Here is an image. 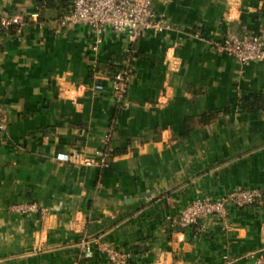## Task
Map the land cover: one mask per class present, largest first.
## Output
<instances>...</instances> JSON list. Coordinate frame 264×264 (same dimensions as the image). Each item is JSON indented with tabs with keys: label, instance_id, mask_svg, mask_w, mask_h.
<instances>
[{
	"label": "crops",
	"instance_id": "0c3cea01",
	"mask_svg": "<svg viewBox=\"0 0 264 264\" xmlns=\"http://www.w3.org/2000/svg\"><path fill=\"white\" fill-rule=\"evenodd\" d=\"M39 1L0 0L25 23L0 39V264H110L101 244L132 252L130 264L264 254V194L231 207L227 226L169 224L192 200L264 191V110L240 105L264 94V62L243 65L210 43L228 30L264 36V0H157L170 27L142 33L122 103L108 84L93 86L121 68L127 35L108 28L95 51L89 26L60 23L73 0L42 11ZM106 149V169L55 159ZM21 202L47 213L11 212ZM85 239L93 258H83Z\"/></svg>",
	"mask_w": 264,
	"mask_h": 264
},
{
	"label": "built area",
	"instance_id": "2783aa9c",
	"mask_svg": "<svg viewBox=\"0 0 264 264\" xmlns=\"http://www.w3.org/2000/svg\"><path fill=\"white\" fill-rule=\"evenodd\" d=\"M157 0H73L71 11L62 18L63 27L89 26L95 36L93 50L98 51L101 35L108 29L124 32L127 35V48L123 56L122 67L113 74L99 77L93 88L96 91H106L105 84L111 88L113 97L118 103L124 102L128 95L135 72V45L144 31L161 32L170 26L157 15L155 4ZM230 15V14H229ZM38 13L32 18H37ZM231 18V15L228 17ZM20 16L3 13L0 9V30L9 31L17 26H24ZM196 37L202 38L201 33ZM1 39V33H0ZM213 48L221 54L234 57L243 65L253 62H264V36L262 34H240L227 31L220 40L210 42ZM111 149L94 156L84 151L58 152L55 159L60 163L73 164L84 168H109L111 166ZM264 191L257 188L236 190L221 199L198 198L189 202L178 218H170L169 224L177 225L182 230L200 226L205 228L206 222L216 221L227 226L231 207L255 205L262 199ZM11 212L21 215L41 213L47 210L35 202H21L10 207ZM83 258H93L94 252L90 240L82 241ZM101 252L110 264H130L133 253L101 244ZM250 264H264V254L252 257Z\"/></svg>",
	"mask_w": 264,
	"mask_h": 264
},
{
	"label": "trees",
	"instance_id": "16d2710c",
	"mask_svg": "<svg viewBox=\"0 0 264 264\" xmlns=\"http://www.w3.org/2000/svg\"><path fill=\"white\" fill-rule=\"evenodd\" d=\"M38 6L42 11L45 8H52V7L63 9L66 6V4L63 0H46V1H39ZM71 8L67 11L65 15H67L71 11ZM3 31L4 30H0V33L2 34ZM240 105L242 109L246 112H250L253 110H260V109L264 110V94H255V95H252L249 99H246V100L243 99L240 101ZM209 120H210V117L205 120L203 119L205 123L208 122ZM188 121L190 123L193 120L190 119Z\"/></svg>",
	"mask_w": 264,
	"mask_h": 264
}]
</instances>
